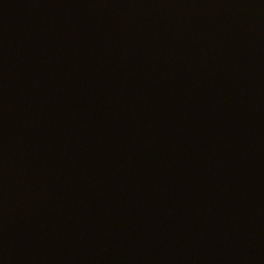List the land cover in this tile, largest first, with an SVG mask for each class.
I'll list each match as a JSON object with an SVG mask.
<instances>
[{
	"label": "water",
	"instance_id": "water-1",
	"mask_svg": "<svg viewBox=\"0 0 264 264\" xmlns=\"http://www.w3.org/2000/svg\"><path fill=\"white\" fill-rule=\"evenodd\" d=\"M0 264H264V0H0Z\"/></svg>",
	"mask_w": 264,
	"mask_h": 264
}]
</instances>
